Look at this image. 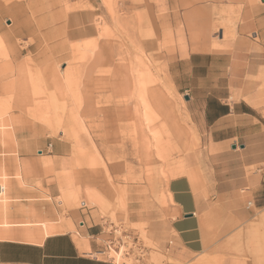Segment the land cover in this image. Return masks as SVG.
<instances>
[{
    "label": "rangeland",
    "instance_id": "obj_1",
    "mask_svg": "<svg viewBox=\"0 0 264 264\" xmlns=\"http://www.w3.org/2000/svg\"><path fill=\"white\" fill-rule=\"evenodd\" d=\"M25 1L0 0V234L7 232L23 240L27 234L47 236L56 228L51 220L64 223L68 211L85 203L88 208H98L95 216L110 237L98 257L115 264H264V209L248 191L238 193V203L214 200V176L205 144L185 89L175 86L171 64L166 61L177 53L184 57L188 52H200L203 44L211 47L217 43V50L211 51L230 54L245 0H147V4L140 0H78L75 5L65 1L67 15L61 17L62 26L49 31L43 30L46 22L38 18L36 6L26 13L35 24L29 36L14 34L11 41L8 35L17 31L12 17L19 11L6 12V7ZM75 11H90L92 17L78 24L68 16ZM147 11L152 16L149 28L139 25L137 19ZM224 20L232 21L233 35L228 38ZM133 22L141 33L138 44L129 47L126 34H131ZM75 26L87 27L88 34L81 36L79 29L69 28ZM149 32L148 51L143 38ZM146 76L160 100L155 121L156 132L165 142L160 149L153 136L144 144L143 140L135 143L136 137L129 134L140 77ZM242 86L244 94L233 100H245L264 117V73L249 75ZM35 92H41L40 98L36 99ZM22 103L28 105L22 107ZM165 111L171 115L162 118ZM175 120L184 128L183 141L177 139ZM192 131L197 140L192 139ZM21 135L38 140L40 150L44 149L40 141L44 145L59 141L71 150L69 171L55 174L60 179L70 176L60 198L53 199L39 181L53 176L50 160L36 153L32 163L20 157ZM180 165L198 177L195 185L188 176L176 179L188 180L196 198L204 203L198 216L204 240L207 234L209 239L202 253L188 252L171 226L178 214L168 194L169 183L180 173ZM111 168L120 176L111 177ZM87 171L101 174L115 197L82 191L83 182L77 176ZM73 191L77 195L70 201L68 195ZM165 198L163 212L158 203ZM55 204L65 211L61 218ZM38 205L50 206L55 219L47 209L44 217V210L35 209ZM21 229L27 230L18 233ZM117 252L119 258L114 257Z\"/></svg>",
    "mask_w": 264,
    "mask_h": 264
},
{
    "label": "crops",
    "instance_id": "obj_2",
    "mask_svg": "<svg viewBox=\"0 0 264 264\" xmlns=\"http://www.w3.org/2000/svg\"><path fill=\"white\" fill-rule=\"evenodd\" d=\"M31 1L26 0L13 8L6 7V12H13L14 9L19 11L16 17H12L13 23L15 24L14 21L17 23L14 30L25 26V33L17 36H29L35 25L32 16L26 14H30L28 9L31 7L37 6L38 18L46 22V28L43 30L49 31L62 26L61 17L67 15L65 1L71 5L78 3V0H35L36 3L29 6ZM239 14L241 21L236 26L235 47L230 54L211 51L217 50V43L211 47L203 44L200 45V52H188V56L184 57L177 53L175 58L166 61L171 64L170 75L175 86L180 90L185 89L184 96L190 98L188 105L200 130L206 157L214 176L211 188V192L215 193L214 200L221 204H228L232 200L238 203L240 200L238 193L248 191L259 208L264 209V117L257 108L245 100H233L234 96L244 94L242 83L249 75L264 73V0H245ZM69 15H72L78 24L84 23L86 17H92L90 11H75ZM231 23L230 20L223 22L227 38L233 35ZM206 25L208 28L209 25ZM206 27L202 29L205 30ZM79 33L81 36L87 35L88 28L79 29ZM14 40L15 38L11 39ZM22 79L25 78L19 80ZM40 94L41 92H35L36 99ZM21 105L23 107L28 103ZM18 139V151L23 160L29 163L36 161L35 153L38 157L50 160L53 165V176L50 178L43 176L39 181L53 199L60 198L62 189L67 190L66 185L70 176H63L60 179L55 174L69 171L71 150L59 141L44 145L43 141L39 140L44 146V149L40 150L37 148L38 140L34 142L26 140L23 135ZM39 152L43 154L40 155ZM183 167L180 165V173L173 176L175 180L169 183L168 194L178 214L172 219L171 226L188 252L202 253L205 240L209 239L207 234L204 240L202 221L198 216L204 203L196 198L188 180L176 179L188 176L193 185L199 184L197 175ZM110 172L111 177L120 176L116 169L111 168ZM77 180L83 182L82 191L90 189L108 198L115 197V193L106 186L104 177L98 172L87 171L83 176H77ZM28 185L34 186V182H29ZM76 195L74 191L71 192L68 195L70 201H73ZM91 199L96 201L97 197L91 195ZM158 205L164 212L166 198ZM35 209L44 210L42 212L44 217L47 209L50 218L55 219L50 206L42 208L38 205ZM54 209L58 218H61L65 212L62 205L55 204ZM95 213L99 214L98 208H88L87 205L78 210H70L65 214L64 223H61V220H51L56 228L50 229L47 236L27 234V241L7 232L0 234V264H115L111 260L98 257L103 255L101 250L110 242V237L98 223ZM261 221L264 224V213ZM22 230L27 229L17 232L20 233ZM253 233L257 235V230ZM219 250L218 247L215 251Z\"/></svg>",
    "mask_w": 264,
    "mask_h": 264
},
{
    "label": "bare ground",
    "instance_id": "obj_3",
    "mask_svg": "<svg viewBox=\"0 0 264 264\" xmlns=\"http://www.w3.org/2000/svg\"><path fill=\"white\" fill-rule=\"evenodd\" d=\"M106 1L110 2V0H104V2H106ZM133 1L136 2V0H133ZM147 2H148L147 0H141L140 1V3H145V4H147ZM35 3H36L35 0H32L31 4H29V6L34 5ZM111 4H114V3H111ZM111 4H110V6H111ZM104 5H105V3H104ZM10 8H13V7H10ZM112 8H114V7H112ZM112 12H114V11H112ZM114 15H115V12H114ZM151 17H152L151 13L149 11H147L143 17H140L138 15L137 19H139V25H141L142 27H143V25H146V27L149 28L151 25L150 24L151 23L150 22ZM133 24H134V26L132 27V29L127 26L128 28L131 29V32H130L131 34H129V31L126 30L128 32L126 34V41L129 45V47H134L136 45L137 40H138L137 35L138 34L140 35V26L138 24H136V22H133ZM50 25H51V23H50ZM18 28H20V29H17L16 32H13L10 35H8L11 39L14 38V37H12L14 34H15V36H17L18 34H21V33L24 34L25 33V26H24V28H22V27H18ZM58 34L61 36V32H59ZM149 37L150 36L147 34L144 36L145 48L148 49V51H149V47H150V43L148 42ZM28 69H29V67H28ZM29 70L31 71V69H29ZM54 74H56V73H54ZM58 76L59 75H57V78H58ZM141 79H142V77H140V82H139L140 86H139V90H138L137 96H136L137 102L135 103V109H134L133 114L132 115L130 114V117H129L130 120H132V125H131L132 129H131V132L129 134H130V136L136 137V138H134L135 143L141 142V140H143L144 144H149V142H148L150 140L149 136H153V140H155V142H156V145H155L156 148L160 149L161 147H163L165 145V142L163 141L162 136H159L158 135L159 133L157 134L156 125H155V123H156L155 121L157 120L156 119L157 118V112H158V109L160 107V102H159L160 100H159L158 96L156 95L157 94V91H155L156 87L150 82V78H148V76H146V77H144V79H142V80ZM135 80H136V78H135ZM166 114L171 115V113H168L167 111H165V113L161 115L162 118L166 117L167 116ZM174 124H175L174 130H175L177 139L183 141L184 137H185L184 136L185 132L183 131L184 128L181 127L180 125L178 126L176 120H175ZM191 134L194 136L192 139L197 140V136L195 135L196 133L193 132ZM187 140H188V138H187ZM118 253H120V252L116 253V255L114 256L115 258L120 257V255H118Z\"/></svg>",
    "mask_w": 264,
    "mask_h": 264
},
{
    "label": "built area",
    "instance_id": "obj_4",
    "mask_svg": "<svg viewBox=\"0 0 264 264\" xmlns=\"http://www.w3.org/2000/svg\"><path fill=\"white\" fill-rule=\"evenodd\" d=\"M39 154H40V155H42V154H43V152H39ZM249 205L251 206V205H252V203H249ZM83 207H86V205L84 204V205H83ZM112 244H113V242H111V243H110V245H112Z\"/></svg>",
    "mask_w": 264,
    "mask_h": 264
},
{
    "label": "water",
    "instance_id": "obj_5",
    "mask_svg": "<svg viewBox=\"0 0 264 264\" xmlns=\"http://www.w3.org/2000/svg\"><path fill=\"white\" fill-rule=\"evenodd\" d=\"M186 100H187V101H189V100H190V98H189V97H186ZM0 191H1V188H0Z\"/></svg>",
    "mask_w": 264,
    "mask_h": 264
}]
</instances>
